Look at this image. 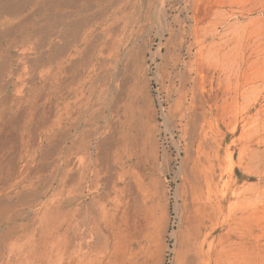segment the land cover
<instances>
[{"label": "rangeland", "instance_id": "374dc122", "mask_svg": "<svg viewBox=\"0 0 264 264\" xmlns=\"http://www.w3.org/2000/svg\"><path fill=\"white\" fill-rule=\"evenodd\" d=\"M0 264H264V0H0Z\"/></svg>", "mask_w": 264, "mask_h": 264}]
</instances>
